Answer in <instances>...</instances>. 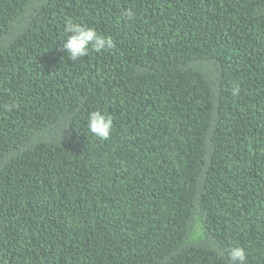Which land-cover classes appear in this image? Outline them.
Masks as SVG:
<instances>
[{"label":"trees","instance_id":"trees-1","mask_svg":"<svg viewBox=\"0 0 264 264\" xmlns=\"http://www.w3.org/2000/svg\"><path fill=\"white\" fill-rule=\"evenodd\" d=\"M68 19L114 47L70 60ZM234 246L264 264V0H0V264Z\"/></svg>","mask_w":264,"mask_h":264},{"label":"clouds","instance_id":"clouds-1","mask_svg":"<svg viewBox=\"0 0 264 264\" xmlns=\"http://www.w3.org/2000/svg\"><path fill=\"white\" fill-rule=\"evenodd\" d=\"M122 16L132 20L134 12L127 9L122 13ZM64 32L68 35L63 42V49L66 50L72 61L87 56L90 49L96 53H101L114 47L113 39L110 36H104L93 27L85 26L72 19L65 22ZM240 91L239 84L233 85L232 95L234 97L239 96ZM5 107L9 106L5 105ZM87 128L94 137L108 140L113 130V118L105 112L92 111L88 116ZM227 255L229 264H246V252L241 247L234 246L230 248Z\"/></svg>","mask_w":264,"mask_h":264}]
</instances>
